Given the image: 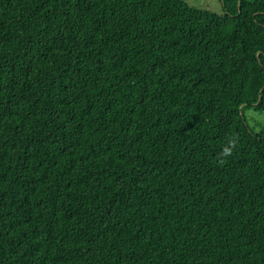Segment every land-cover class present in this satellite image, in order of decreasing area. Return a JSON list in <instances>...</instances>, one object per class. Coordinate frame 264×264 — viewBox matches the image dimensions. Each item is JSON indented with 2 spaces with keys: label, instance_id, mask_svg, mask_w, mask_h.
<instances>
[{
  "label": "trees",
  "instance_id": "16d2710c",
  "mask_svg": "<svg viewBox=\"0 0 264 264\" xmlns=\"http://www.w3.org/2000/svg\"><path fill=\"white\" fill-rule=\"evenodd\" d=\"M0 0V264H264V0Z\"/></svg>",
  "mask_w": 264,
  "mask_h": 264
},
{
  "label": "rangeland",
  "instance_id": "374dc122",
  "mask_svg": "<svg viewBox=\"0 0 264 264\" xmlns=\"http://www.w3.org/2000/svg\"><path fill=\"white\" fill-rule=\"evenodd\" d=\"M187 4L200 10L210 11L217 15L223 14V5L220 0H184ZM250 127L259 133L264 130V113L253 110L246 113Z\"/></svg>",
  "mask_w": 264,
  "mask_h": 264
}]
</instances>
